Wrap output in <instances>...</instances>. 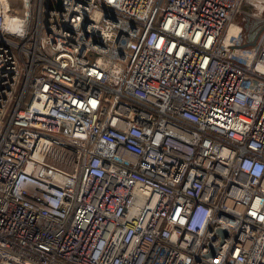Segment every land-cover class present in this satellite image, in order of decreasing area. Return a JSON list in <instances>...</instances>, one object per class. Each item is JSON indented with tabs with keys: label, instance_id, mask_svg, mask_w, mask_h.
<instances>
[{
	"label": "built area",
	"instance_id": "1",
	"mask_svg": "<svg viewBox=\"0 0 264 264\" xmlns=\"http://www.w3.org/2000/svg\"><path fill=\"white\" fill-rule=\"evenodd\" d=\"M241 3L0 0V264H264Z\"/></svg>",
	"mask_w": 264,
	"mask_h": 264
},
{
	"label": "water",
	"instance_id": "2",
	"mask_svg": "<svg viewBox=\"0 0 264 264\" xmlns=\"http://www.w3.org/2000/svg\"><path fill=\"white\" fill-rule=\"evenodd\" d=\"M240 9L248 15L256 16L261 13V11L264 10V0H242V3L240 5ZM259 31L254 34H250L247 36L246 44H254L255 39L258 36ZM218 231L221 234H224V231L222 229H218Z\"/></svg>",
	"mask_w": 264,
	"mask_h": 264
},
{
	"label": "bare ground",
	"instance_id": "3",
	"mask_svg": "<svg viewBox=\"0 0 264 264\" xmlns=\"http://www.w3.org/2000/svg\"><path fill=\"white\" fill-rule=\"evenodd\" d=\"M252 20H254V18H252ZM235 30H236V26L233 25V24H231V25L228 27V31H227V33H228V34L234 33Z\"/></svg>",
	"mask_w": 264,
	"mask_h": 264
},
{
	"label": "rangeland",
	"instance_id": "4",
	"mask_svg": "<svg viewBox=\"0 0 264 264\" xmlns=\"http://www.w3.org/2000/svg\"><path fill=\"white\" fill-rule=\"evenodd\" d=\"M262 15H263V17H264V10L262 11ZM238 18H239V17H238ZM249 21H250V24H251L252 22H254V21L252 20V17H250Z\"/></svg>",
	"mask_w": 264,
	"mask_h": 264
}]
</instances>
